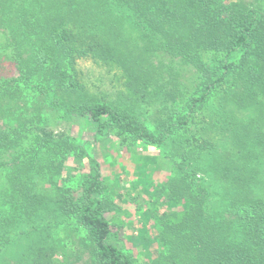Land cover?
Here are the masks:
<instances>
[{
  "label": "trees",
  "instance_id": "trees-1",
  "mask_svg": "<svg viewBox=\"0 0 264 264\" xmlns=\"http://www.w3.org/2000/svg\"><path fill=\"white\" fill-rule=\"evenodd\" d=\"M83 58L121 67L141 105L91 98L79 80ZM0 62L21 73L0 78V243L35 231L24 226L45 211L56 222L74 218L89 242L71 254L61 241H41L18 259L2 262L0 254V264H136L112 241L106 182L95 160L86 156L93 168L80 190L52 199L39 188L36 174L49 183L58 173L48 165L58 141L42 127L46 114L50 125L82 118L95 137L119 133L179 146L185 157L169 184V204L150 212L154 232L142 229L148 253L154 244L159 249L149 264H264V11L244 0H0ZM183 67L202 74L203 86L180 103ZM224 85L219 106H211ZM204 106L210 121L198 135L203 142L187 153L180 132ZM28 127L42 133L40 148L24 150ZM71 147L66 141L63 148ZM197 171L212 177L216 192L189 182Z\"/></svg>",
  "mask_w": 264,
  "mask_h": 264
},
{
  "label": "rangeland",
  "instance_id": "rangeland-1",
  "mask_svg": "<svg viewBox=\"0 0 264 264\" xmlns=\"http://www.w3.org/2000/svg\"><path fill=\"white\" fill-rule=\"evenodd\" d=\"M244 2L249 7L264 11V0H244ZM211 55L212 53H205L207 58ZM165 60L167 63L175 64L170 59ZM77 67L80 72V82L94 100L125 108L135 104L137 107L141 105L136 101L139 96L130 88L129 78L121 67L117 65L109 67L89 58L79 60ZM20 75V71L10 63L0 62V78L18 79ZM180 77L183 96L178 102L181 103L202 88L203 76L192 67H183ZM226 87L227 85H224L217 90L214 97L211 98V106H219L222 90ZM209 111L206 106L200 108L192 118L190 126H186L180 132L184 136L183 140L186 141L185 152L189 153L191 147L198 146L203 142L202 137L198 135L202 134V129L210 121ZM44 118L45 124H42V127H46L49 132L54 133L58 141L52 146H57L56 154H59H54L51 148L53 157L48 163L58 173L53 175L52 182L49 183L48 180L51 179L48 175H43L45 177L42 178L36 174L37 180H40H36L39 188L52 199L59 195L62 196L63 192L70 188L80 190L83 176L91 173L93 168L90 163H87L86 156L95 160L106 182L105 188L108 193L104 198L108 209L106 215L113 227V243L121 247L128 256L136 261V264L151 263L152 259L150 260L148 255L151 254L154 260L159 249L154 244L149 250L151 252L148 253L145 248L146 240L141 237L142 229L144 224H147L149 229L154 232V218L150 212L155 207H160L164 211L169 204V199L166 196V193L170 191L169 184L177 175V165L182 163L185 157V155L177 154L179 146L175 145V148H172L171 142L166 146L135 142L129 136L119 133L95 137L93 128L82 118L72 116L67 119H59L55 121L54 125L48 124V114ZM140 121L142 123L150 122L149 120L145 121L144 118ZM23 133L24 135L27 133L29 138L27 143L25 142L24 150L31 151L36 147L40 148L41 141H38L40 139L37 137L42 133L36 127H28ZM66 141L72 147L65 150L63 147ZM47 149L48 145L45 147V150ZM82 150L86 152L84 156L80 155ZM26 151L20 154V159L23 161L27 159L24 157ZM11 157L14 159V156ZM211 161L210 159L209 162ZM210 165L211 163H208L207 166ZM2 172L4 171L0 170V176ZM5 179L6 173H3L0 181H5ZM43 179L44 181L41 182ZM195 181L204 182L207 187L217 191L215 181L203 171H197L191 175L189 182L195 186ZM194 192L196 195L203 193L197 187H194ZM46 204H48V200ZM5 208L8 212L11 211L8 206ZM50 225H53L52 229H49ZM24 227L36 230L25 236L19 233L10 235L8 239L11 241L5 246L0 243V250L3 248L0 254L5 257L2 262L12 257L18 259L23 251L31 246L37 248L41 241H47L49 245L61 241V244L67 246L66 251L71 254L75 247L87 242L84 231L74 218H61L56 222L48 216L46 211L43 217L38 218L37 222ZM18 231L16 230V232ZM59 258L63 260L64 254L60 253ZM84 264H91L89 258Z\"/></svg>",
  "mask_w": 264,
  "mask_h": 264
}]
</instances>
